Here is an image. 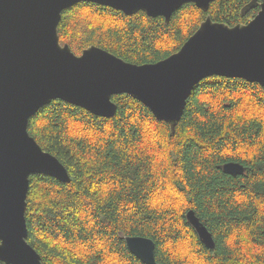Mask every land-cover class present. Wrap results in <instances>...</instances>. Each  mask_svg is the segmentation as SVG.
Masks as SVG:
<instances>
[{
    "label": "trees",
    "instance_id": "trees-1",
    "mask_svg": "<svg viewBox=\"0 0 264 264\" xmlns=\"http://www.w3.org/2000/svg\"><path fill=\"white\" fill-rule=\"evenodd\" d=\"M250 1L214 0L208 12L187 3L168 23L82 2L62 12L57 30L75 55L95 46L152 64L177 52L208 15L246 24L259 10L242 16ZM111 100L117 111L108 119L60 100L29 119V135L70 177L29 178L26 240L42 264H144L127 236L151 239L159 264H264V87L203 79L172 136L137 100ZM228 162L244 174L223 173ZM189 210L211 233L213 250L188 224Z\"/></svg>",
    "mask_w": 264,
    "mask_h": 264
},
{
    "label": "water",
    "instance_id": "water-1",
    "mask_svg": "<svg viewBox=\"0 0 264 264\" xmlns=\"http://www.w3.org/2000/svg\"><path fill=\"white\" fill-rule=\"evenodd\" d=\"M88 2L126 16L143 12L168 23L184 4L208 12L214 0H0V262L42 264L27 243L25 219L29 178L44 175L69 183L66 168L41 149L28 133V122L41 108L60 100L93 116L112 118L115 95H128L145 106L174 135L194 87L212 76L242 79L264 87V0H251L241 12L259 8L246 24L228 26L208 15L180 49L152 64H132L95 46L75 55L61 45L62 12ZM223 173L240 176L236 162ZM188 224L210 250L211 233L193 210ZM144 264H159L155 244L145 237L124 238Z\"/></svg>",
    "mask_w": 264,
    "mask_h": 264
}]
</instances>
